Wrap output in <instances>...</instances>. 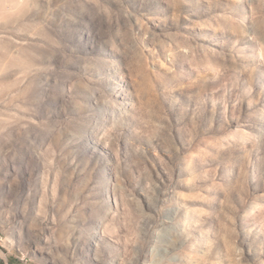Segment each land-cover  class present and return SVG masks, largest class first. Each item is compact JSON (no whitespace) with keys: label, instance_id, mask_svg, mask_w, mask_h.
Listing matches in <instances>:
<instances>
[{"label":"rangeland","instance_id":"1","mask_svg":"<svg viewBox=\"0 0 264 264\" xmlns=\"http://www.w3.org/2000/svg\"><path fill=\"white\" fill-rule=\"evenodd\" d=\"M0 264H264V0H0Z\"/></svg>","mask_w":264,"mask_h":264}]
</instances>
